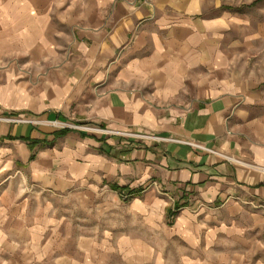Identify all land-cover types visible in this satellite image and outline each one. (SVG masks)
I'll use <instances>...</instances> for the list:
<instances>
[{
	"label": "crops",
	"instance_id": "1",
	"mask_svg": "<svg viewBox=\"0 0 264 264\" xmlns=\"http://www.w3.org/2000/svg\"><path fill=\"white\" fill-rule=\"evenodd\" d=\"M1 117L0 264H264V0H0Z\"/></svg>",
	"mask_w": 264,
	"mask_h": 264
},
{
	"label": "rangeland",
	"instance_id": "2",
	"mask_svg": "<svg viewBox=\"0 0 264 264\" xmlns=\"http://www.w3.org/2000/svg\"><path fill=\"white\" fill-rule=\"evenodd\" d=\"M0 120L2 121H8L11 122L13 124H29V125H34V126H42V125H49L51 127H59L61 123L59 122H48L46 120H40L37 118H22V117H15V118H10V117H1ZM64 124V123H63ZM65 126L63 127L66 130H78V131H82V127H91L88 125H74V124H64ZM95 128V127H94ZM102 130V129H101ZM105 131V130H103ZM82 132H86V131H82ZM111 133L110 131L106 130V133ZM89 133V132H88ZM105 133V132H102ZM115 134V133H114ZM138 136V135H136ZM135 136V137H136ZM153 136H138L137 138H141V139H145V140H149L152 139ZM157 140H153V141H164V139L162 138H158L156 137ZM178 210L177 207L174 208V212H176ZM174 212L172 213V216H174ZM116 218H104L102 220V218L100 217H94L93 218V222H94V227L98 226L99 229L101 228V226L104 224L106 225H115L116 224ZM97 224V225H96ZM104 226V225H103ZM124 228H125V232L127 233V235L130 237V234L133 233V229H135V233H137V235H139V231H137L136 225L134 224L132 219H127L125 218V222H124ZM140 236L144 239L147 240L148 238V234L145 233L143 231V228H140ZM157 239L158 242L162 244V250L164 248V244L166 243H173V246H170L167 250L164 249V251H162L164 253V260L167 261V264H178L176 263L177 259H179V256L182 252L181 249V245L178 241L173 240L171 242H168L166 239V235L163 232H159L157 234ZM165 251H167V253H165ZM117 252L115 251V249H108V250H98L96 252H94L93 254V260L92 263H88L87 264H132V263H128L127 260V256L125 254H122L121 256L118 254H116ZM125 257V258H124ZM124 258V260H123Z\"/></svg>",
	"mask_w": 264,
	"mask_h": 264
},
{
	"label": "built area",
	"instance_id": "3",
	"mask_svg": "<svg viewBox=\"0 0 264 264\" xmlns=\"http://www.w3.org/2000/svg\"><path fill=\"white\" fill-rule=\"evenodd\" d=\"M82 131H86V132H89V133H94V132H99V133H102V132H106V131H103L99 128H94V127H82L81 128ZM115 134H119V133H115ZM152 140H157L156 137H152ZM181 143H184V144H188L192 147H195V148H198L199 146L196 145V144H193V143H190V142H181Z\"/></svg>",
	"mask_w": 264,
	"mask_h": 264
},
{
	"label": "trees",
	"instance_id": "4",
	"mask_svg": "<svg viewBox=\"0 0 264 264\" xmlns=\"http://www.w3.org/2000/svg\"><path fill=\"white\" fill-rule=\"evenodd\" d=\"M64 133V131H61L59 133H56V135H62Z\"/></svg>",
	"mask_w": 264,
	"mask_h": 264
}]
</instances>
